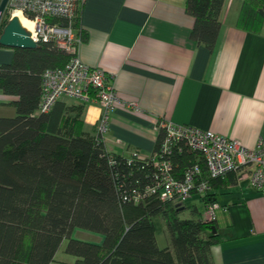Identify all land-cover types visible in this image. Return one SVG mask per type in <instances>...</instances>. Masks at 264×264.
<instances>
[{"label": "trees", "instance_id": "16d2710c", "mask_svg": "<svg viewBox=\"0 0 264 264\" xmlns=\"http://www.w3.org/2000/svg\"><path fill=\"white\" fill-rule=\"evenodd\" d=\"M223 1H185L197 42L213 46ZM236 25L260 31L264 0H241ZM11 48L10 60L0 63V93L10 97L0 103L13 108L11 115H0V264H49L63 239L64 251L74 256L71 264H213L210 248L221 240L215 216L204 218L194 203L187 204L191 198H162L156 162L168 160L177 179L198 164L199 175L212 187L243 168L209 177L203 157L184 138L161 155L165 130L160 125L148 156L135 149L108 150L96 123L90 130L83 127L84 101L58 98L47 110L39 107L43 71L63 67L70 54L52 40ZM214 194L197 199L204 205ZM156 215L167 237L163 246L156 240ZM75 227L98 232L101 240L75 237Z\"/></svg>", "mask_w": 264, "mask_h": 264}, {"label": "crops", "instance_id": "0c3cea01", "mask_svg": "<svg viewBox=\"0 0 264 264\" xmlns=\"http://www.w3.org/2000/svg\"><path fill=\"white\" fill-rule=\"evenodd\" d=\"M185 1L77 0L73 24L82 41L76 54L105 72L118 97L104 135L108 150L148 156L160 119L209 129L246 147L264 140V27L237 26L241 0H224L208 47L191 37ZM0 51V61H9L12 48ZM9 98L0 93V102ZM101 110L85 102V130ZM244 173L231 171L212 187L221 237L210 248L213 264H264V191Z\"/></svg>", "mask_w": 264, "mask_h": 264}, {"label": "built area", "instance_id": "2783aa9c", "mask_svg": "<svg viewBox=\"0 0 264 264\" xmlns=\"http://www.w3.org/2000/svg\"><path fill=\"white\" fill-rule=\"evenodd\" d=\"M11 10L18 9L22 14L32 15L31 37L36 41L52 40L70 54L63 67L47 68L41 76L39 107L47 110L58 98L71 97L84 102H97L102 110L96 121V129L105 135L108 116L118 102L113 84L105 72L81 62L76 54L81 35L74 27V0H9ZM56 20H52V19ZM158 125L164 128L165 135L160 151L169 152L170 145L178 138H184L189 147L201 154L207 175L221 177L228 171L241 166L247 173L249 184L256 190L264 191V140L259 139L255 146L246 147L239 140L227 137L209 129H200L187 124H178L160 119ZM164 154V153H163ZM161 177L159 195L174 202H183L193 195L212 191L209 178L199 175L200 166L194 164L177 179L169 171L170 163L158 160ZM217 204L210 200L204 204L202 216H215Z\"/></svg>", "mask_w": 264, "mask_h": 264}, {"label": "rangeland", "instance_id": "374dc122", "mask_svg": "<svg viewBox=\"0 0 264 264\" xmlns=\"http://www.w3.org/2000/svg\"><path fill=\"white\" fill-rule=\"evenodd\" d=\"M8 8V6H7ZM6 8V9H7ZM5 9V10H6ZM17 10H9V12L5 13L3 12L0 23L3 22L4 24L7 22L6 20L9 19V17L13 14V12H15ZM2 51H0V54ZM1 63V61H0ZM11 110V114L13 113V110L10 106H6V105H1L0 104V114H8L10 113ZM195 204V206L197 207L198 211L203 212V202L202 201H198L196 199L192 200H187V204ZM152 221L155 227V235H156V240H157V244L159 246H163L166 244L167 241V237L164 234L163 231V226L162 223L160 221L159 216H153L152 217ZM72 235L81 239H87L90 241H99L101 240V235L98 232H94L85 228H81V227H75L72 231ZM66 243V239H63L61 241V245L60 247L57 249L52 261L49 264H71L72 261L74 260V256L72 254H69L67 252L64 251V246Z\"/></svg>", "mask_w": 264, "mask_h": 264}, {"label": "water", "instance_id": "95a60500", "mask_svg": "<svg viewBox=\"0 0 264 264\" xmlns=\"http://www.w3.org/2000/svg\"><path fill=\"white\" fill-rule=\"evenodd\" d=\"M8 5L9 0H0V20ZM0 45L33 48L37 42L31 37L30 31L21 25L18 17L12 14L0 31ZM212 230H215L214 227Z\"/></svg>", "mask_w": 264, "mask_h": 264}, {"label": "bare ground", "instance_id": "6f19581e", "mask_svg": "<svg viewBox=\"0 0 264 264\" xmlns=\"http://www.w3.org/2000/svg\"><path fill=\"white\" fill-rule=\"evenodd\" d=\"M15 10H17V11L13 12V15H16L18 17V20L22 26H24L26 29H28L30 32H32L33 21L30 18H27L18 9H15Z\"/></svg>", "mask_w": 264, "mask_h": 264}]
</instances>
